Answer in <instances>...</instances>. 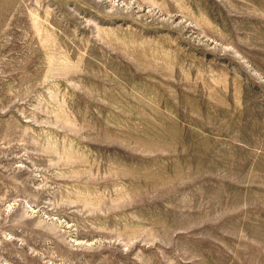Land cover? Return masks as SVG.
I'll return each mask as SVG.
<instances>
[{
    "label": "rangeland",
    "instance_id": "374dc122",
    "mask_svg": "<svg viewBox=\"0 0 264 264\" xmlns=\"http://www.w3.org/2000/svg\"><path fill=\"white\" fill-rule=\"evenodd\" d=\"M0 264H264V0H0Z\"/></svg>",
    "mask_w": 264,
    "mask_h": 264
}]
</instances>
